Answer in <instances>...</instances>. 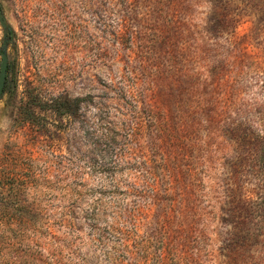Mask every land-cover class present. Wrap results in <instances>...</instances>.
<instances>
[{
	"label": "rangeland",
	"instance_id": "rangeland-1",
	"mask_svg": "<svg viewBox=\"0 0 264 264\" xmlns=\"http://www.w3.org/2000/svg\"><path fill=\"white\" fill-rule=\"evenodd\" d=\"M0 7V264H264V0Z\"/></svg>",
	"mask_w": 264,
	"mask_h": 264
},
{
	"label": "trees",
	"instance_id": "trees-1",
	"mask_svg": "<svg viewBox=\"0 0 264 264\" xmlns=\"http://www.w3.org/2000/svg\"><path fill=\"white\" fill-rule=\"evenodd\" d=\"M223 21V20H221ZM84 101L83 98H56L53 100V111L57 115H68L71 113L73 109H75L79 104ZM231 133L236 137V139L240 141H247L245 132H241L237 128H232ZM252 143H249L248 146L251 147L249 148L251 153H254L258 155L260 159L264 161V134L258 135L257 137L253 138ZM264 164V162H263Z\"/></svg>",
	"mask_w": 264,
	"mask_h": 264
},
{
	"label": "water",
	"instance_id": "water-1",
	"mask_svg": "<svg viewBox=\"0 0 264 264\" xmlns=\"http://www.w3.org/2000/svg\"><path fill=\"white\" fill-rule=\"evenodd\" d=\"M0 25L6 29V24H5V20H4V16L1 12V7H0ZM5 46L6 43L3 42L2 46H1V61H0V98L3 95L4 89L7 85L6 83V79H7V70H8V58L7 55L5 53Z\"/></svg>",
	"mask_w": 264,
	"mask_h": 264
}]
</instances>
